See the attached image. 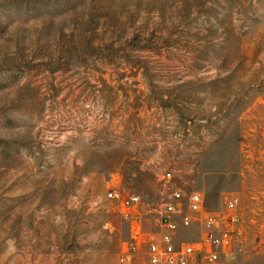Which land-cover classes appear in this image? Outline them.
Returning a JSON list of instances; mask_svg holds the SVG:
<instances>
[{"label":"rangeland","instance_id":"1","mask_svg":"<svg viewBox=\"0 0 264 264\" xmlns=\"http://www.w3.org/2000/svg\"><path fill=\"white\" fill-rule=\"evenodd\" d=\"M164 170L264 264V0H0V264H147Z\"/></svg>","mask_w":264,"mask_h":264},{"label":"built area","instance_id":"2","mask_svg":"<svg viewBox=\"0 0 264 264\" xmlns=\"http://www.w3.org/2000/svg\"><path fill=\"white\" fill-rule=\"evenodd\" d=\"M171 170H164L160 175L162 196L152 208H145L153 215L154 231L146 235L145 257L147 264H228L233 251L235 235L238 232L239 216L237 206L239 198L231 195L224 200V205L217 211L204 210L203 198L194 191H189L185 182L175 183ZM107 199L120 201L123 208L134 207V223L140 226L142 216L140 208L144 202L138 194L121 196L116 190L106 194ZM148 207V205H147ZM128 218L131 213L124 212ZM193 222L200 224L196 240L177 236L180 227H188ZM140 234L139 227L132 231L135 242L130 246L136 251V241ZM130 253L125 252L119 258V264H131Z\"/></svg>","mask_w":264,"mask_h":264}]
</instances>
